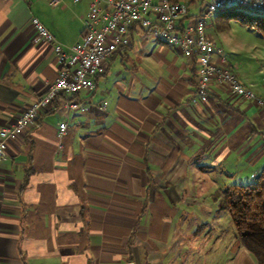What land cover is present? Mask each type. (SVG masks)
<instances>
[{"label": "crops", "instance_id": "1", "mask_svg": "<svg viewBox=\"0 0 264 264\" xmlns=\"http://www.w3.org/2000/svg\"><path fill=\"white\" fill-rule=\"evenodd\" d=\"M93 1L0 0V125L14 123L59 73L53 43L38 36L33 18L71 46ZM207 1L189 0L181 23ZM232 20L217 13L207 33L264 96L263 64L250 74L235 58ZM129 38L104 60L94 90L76 96L91 102L88 111L66 109L60 96L8 142L0 160V264H218L210 241L224 228L212 222L226 210L216 201L203 209L201 196L250 182L263 167L264 109L219 83L206 101H193L195 57L139 24ZM242 40L235 39L241 49ZM229 244L228 264H257L236 232Z\"/></svg>", "mask_w": 264, "mask_h": 264}, {"label": "built area", "instance_id": "2", "mask_svg": "<svg viewBox=\"0 0 264 264\" xmlns=\"http://www.w3.org/2000/svg\"><path fill=\"white\" fill-rule=\"evenodd\" d=\"M58 4L60 0H48ZM189 0H107L105 7L94 0L84 19L81 39L71 46H65L53 36L36 17L32 22L38 36L53 43L59 64L57 77L48 83L40 94L9 125H0V160L5 157L8 142L16 139L27 128L33 126L41 109L62 97V104L68 110L88 111L91 102L78 99L81 92H91L96 87V76L103 68V62L120 45L130 43L129 30L139 24L147 28L160 42L179 48L188 57L197 60V96L193 101H206L212 83L225 85L235 97L254 100L264 109V96L245 84L231 68L224 49L217 46L207 33L208 22L221 10L239 7L264 14V0H210L201 11L182 24L189 16ZM153 12L155 18L150 13ZM107 101L99 107L105 109ZM67 129V122L59 123V135Z\"/></svg>", "mask_w": 264, "mask_h": 264}, {"label": "trees", "instance_id": "3", "mask_svg": "<svg viewBox=\"0 0 264 264\" xmlns=\"http://www.w3.org/2000/svg\"><path fill=\"white\" fill-rule=\"evenodd\" d=\"M228 19L236 18L264 34V14L239 7L218 12ZM218 207L229 212L237 239L254 257L264 264V165L247 183L225 184L213 194Z\"/></svg>", "mask_w": 264, "mask_h": 264}, {"label": "rangeland", "instance_id": "4", "mask_svg": "<svg viewBox=\"0 0 264 264\" xmlns=\"http://www.w3.org/2000/svg\"><path fill=\"white\" fill-rule=\"evenodd\" d=\"M232 28L234 29L232 33H230L229 41H232L235 45V49L238 52H234L235 58L239 59L242 63L246 65L248 72L251 74L252 67H259L263 64L264 66V56H261V53L264 52V34L250 27L249 25H245L241 23L239 20L234 19L231 21ZM240 32V33H239ZM226 34V33H225ZM242 35L243 48L241 49L235 42L236 37ZM236 36V37H235ZM201 196L203 209L208 208V205L214 201L213 195L209 193V191L213 192L214 190H204ZM211 197V199H210ZM204 212V211H203ZM202 212V213H203ZM214 226H222L224 230L220 232V235L215 238V236L211 237L210 244L215 245L217 251L216 261L218 264H228L231 260L230 254L225 252L228 251V247L230 246V241L234 238V233L236 232L234 223L230 217L228 211H224L220 216L216 218L215 221L212 222ZM219 233V232H218ZM215 234V233H214ZM215 244H212L213 240H215ZM232 255V254H231ZM237 253L233 255V261L237 260ZM250 255V260L253 261V257Z\"/></svg>", "mask_w": 264, "mask_h": 264}, {"label": "water", "instance_id": "5", "mask_svg": "<svg viewBox=\"0 0 264 264\" xmlns=\"http://www.w3.org/2000/svg\"><path fill=\"white\" fill-rule=\"evenodd\" d=\"M128 264H136L135 262H133V261H130V262H128Z\"/></svg>", "mask_w": 264, "mask_h": 264}]
</instances>
